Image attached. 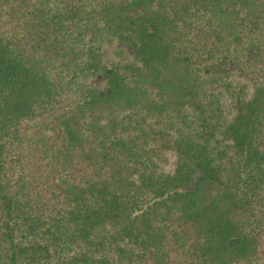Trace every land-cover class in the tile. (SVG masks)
<instances>
[{
	"label": "trees",
	"instance_id": "16d2710c",
	"mask_svg": "<svg viewBox=\"0 0 264 264\" xmlns=\"http://www.w3.org/2000/svg\"><path fill=\"white\" fill-rule=\"evenodd\" d=\"M0 264H264V0H0Z\"/></svg>",
	"mask_w": 264,
	"mask_h": 264
},
{
	"label": "rangeland",
	"instance_id": "374dc122",
	"mask_svg": "<svg viewBox=\"0 0 264 264\" xmlns=\"http://www.w3.org/2000/svg\"><path fill=\"white\" fill-rule=\"evenodd\" d=\"M117 48H122L123 51H125L127 54H129L128 48L120 43V42H114L111 44H107L105 46V51L107 53V61L112 62L113 60L117 59ZM224 79L230 80L235 85V90L238 89H244L246 91L247 95H250L252 93V87L248 83V81L244 78L242 73L238 70H236L233 67H229L227 69V74L224 76ZM90 81L95 82L96 84L102 86L103 83L100 79L92 78ZM223 105L226 109H228L227 112V120H229L232 117L233 114V103L232 99L228 96H225L222 100ZM231 108V110H229ZM166 161L163 163V168L165 170H171L174 167V154L172 151L168 150L165 152Z\"/></svg>",
	"mask_w": 264,
	"mask_h": 264
}]
</instances>
